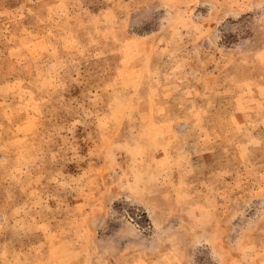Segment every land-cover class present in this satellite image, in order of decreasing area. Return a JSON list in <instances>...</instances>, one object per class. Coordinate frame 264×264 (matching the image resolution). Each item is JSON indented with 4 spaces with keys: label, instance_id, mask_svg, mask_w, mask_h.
<instances>
[{
    "label": "rangeland",
    "instance_id": "374dc122",
    "mask_svg": "<svg viewBox=\"0 0 264 264\" xmlns=\"http://www.w3.org/2000/svg\"><path fill=\"white\" fill-rule=\"evenodd\" d=\"M0 264H264V0H0Z\"/></svg>",
    "mask_w": 264,
    "mask_h": 264
}]
</instances>
